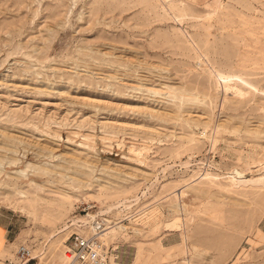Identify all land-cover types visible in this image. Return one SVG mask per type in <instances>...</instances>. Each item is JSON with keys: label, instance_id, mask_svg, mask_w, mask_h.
<instances>
[{"label": "rangeland", "instance_id": "rangeland-1", "mask_svg": "<svg viewBox=\"0 0 264 264\" xmlns=\"http://www.w3.org/2000/svg\"><path fill=\"white\" fill-rule=\"evenodd\" d=\"M230 174H264V0H0V264L97 215L114 264H264Z\"/></svg>", "mask_w": 264, "mask_h": 264}, {"label": "built area", "instance_id": "built-area-1", "mask_svg": "<svg viewBox=\"0 0 264 264\" xmlns=\"http://www.w3.org/2000/svg\"><path fill=\"white\" fill-rule=\"evenodd\" d=\"M69 224L70 232L62 247L63 264H109V253L114 248L105 245L102 235L111 222L104 215H97L87 224ZM19 264H34L33 248L21 243L16 250Z\"/></svg>", "mask_w": 264, "mask_h": 264}, {"label": "bare ground", "instance_id": "bare-ground-1", "mask_svg": "<svg viewBox=\"0 0 264 264\" xmlns=\"http://www.w3.org/2000/svg\"><path fill=\"white\" fill-rule=\"evenodd\" d=\"M167 3H171L172 1H174V0H165ZM215 3L217 4V5H219L220 4V0H215ZM228 80H230V79H228ZM231 84H233V85H230V83H228V82H226L225 83V88H224V91H228V90H234L233 92H235L236 94H241V93H239V91H237V90H235L236 89V87H235V85H234V83H231ZM18 173H24V171H22V170H20V171H18ZM229 177V181H230V183H231V186L232 187H242V186H247V185H250V186H253V185H257V184H260V185H263L264 186V174H260V176H258V177H254V176H250V177H248V178H237V177H235L234 175H229L228 176ZM213 178V177H212ZM216 179V178H215ZM229 183V182H228ZM256 187V186H255ZM257 187H258V185H257ZM260 187V186H259ZM138 198V197H137ZM124 219H127V217H123ZM79 222H84V224H87L88 223V221H86V220H73L72 221V223H71V225H76V226H78V224H79ZM110 222V221H109ZM116 223V222H115ZM80 225V224H79ZM81 226V225H80ZM116 226V225H115ZM114 226V227H115ZM70 227H69V225H65L64 227H62L60 230H58V231H56V232H54L52 235H51V238H53L55 235H57V234H59V233H61V232H63V231H65V230H67V229H69ZM115 232V229L114 228H111V230L109 231V233H114ZM67 238V237H66ZM102 239H103V241H104V243H105V232H104V234L102 235ZM106 244V243H105ZM16 250H17V248H16ZM34 250V249H33ZM33 255H34V251H33ZM34 258H36V256H34ZM62 258H63V256H62ZM113 258V259H112ZM117 258V255L116 254H114V253H109V264H114L115 263V261H114V259H116ZM63 262H64V259H63ZM63 262H62V264H63Z\"/></svg>", "mask_w": 264, "mask_h": 264}, {"label": "crops", "instance_id": "crops-1", "mask_svg": "<svg viewBox=\"0 0 264 264\" xmlns=\"http://www.w3.org/2000/svg\"><path fill=\"white\" fill-rule=\"evenodd\" d=\"M6 230V229H5ZM7 233V230L5 231V234Z\"/></svg>", "mask_w": 264, "mask_h": 264}]
</instances>
